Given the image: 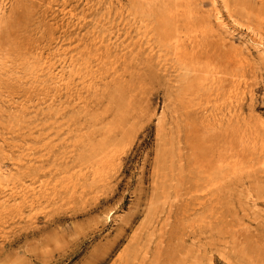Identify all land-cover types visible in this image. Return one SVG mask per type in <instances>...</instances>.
<instances>
[{"label":"rangeland","instance_id":"rangeland-1","mask_svg":"<svg viewBox=\"0 0 264 264\" xmlns=\"http://www.w3.org/2000/svg\"><path fill=\"white\" fill-rule=\"evenodd\" d=\"M0 264H264V0H0Z\"/></svg>","mask_w":264,"mask_h":264}]
</instances>
